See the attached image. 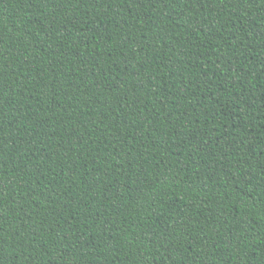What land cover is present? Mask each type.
<instances>
[{
  "label": "trees",
  "instance_id": "obj_1",
  "mask_svg": "<svg viewBox=\"0 0 264 264\" xmlns=\"http://www.w3.org/2000/svg\"><path fill=\"white\" fill-rule=\"evenodd\" d=\"M0 264H264V0H0Z\"/></svg>",
  "mask_w": 264,
  "mask_h": 264
}]
</instances>
